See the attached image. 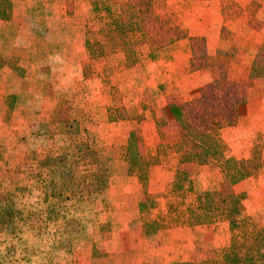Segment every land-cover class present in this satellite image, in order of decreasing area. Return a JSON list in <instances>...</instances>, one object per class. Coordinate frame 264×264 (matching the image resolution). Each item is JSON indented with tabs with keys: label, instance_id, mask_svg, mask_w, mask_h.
Returning a JSON list of instances; mask_svg holds the SVG:
<instances>
[{
	"label": "crops",
	"instance_id": "obj_1",
	"mask_svg": "<svg viewBox=\"0 0 264 264\" xmlns=\"http://www.w3.org/2000/svg\"><path fill=\"white\" fill-rule=\"evenodd\" d=\"M98 5L0 0V169L7 146L58 137L55 128L64 139L90 141L101 169L98 200L108 209L80 215L86 256L76 264H202L205 251L227 247L232 236L252 227L264 228V0H157L154 13L185 29L187 37L164 48L139 45L132 61L120 63L121 53L90 56L108 42ZM193 38L205 42L206 65L199 70L191 68ZM231 83L243 99L240 120L220 131L215 164L173 154L150 169L144 191L120 158L121 146L134 134L139 154L155 156L160 146L178 143L180 127L170 107L210 93L223 100ZM244 161L257 164L246 178ZM177 165L192 174L193 192L170 213ZM215 191L237 198L234 219L191 224L190 210L206 215ZM259 254L253 251L255 258ZM60 255L55 261L65 264L62 249ZM29 260L23 264H33Z\"/></svg>",
	"mask_w": 264,
	"mask_h": 264
},
{
	"label": "trees",
	"instance_id": "obj_2",
	"mask_svg": "<svg viewBox=\"0 0 264 264\" xmlns=\"http://www.w3.org/2000/svg\"><path fill=\"white\" fill-rule=\"evenodd\" d=\"M95 13L105 32L108 42L90 51V56H108L116 63L132 61L137 46L147 44L158 48L167 47L187 37L185 29L167 25L154 13L157 0H126L123 3H112L109 0H98ZM132 41L128 42L127 39ZM193 58L192 70L204 68L205 42L200 38L191 39ZM243 102L236 84L229 85L225 99L217 100L213 93L202 95L178 105H172L170 111L180 127V140L170 146H160L155 156L140 155L137 150V139L134 134L125 145L121 146L120 158L128 163L129 174L136 176L144 191L148 189L150 169L161 165L171 155L195 156L200 165H213L214 149L220 142V131L236 125L239 120L237 107ZM254 161L242 162V177H249L256 170ZM174 182L168 191V211L174 213L183 206V200L193 192L192 174L175 168ZM178 199L176 202L172 200ZM235 196L215 191L207 199L208 213L198 216L190 210L191 224H212L221 221H232L235 217ZM11 215L10 212L8 213ZM8 221L3 217L0 223ZM260 252L259 257L253 251ZM95 254H100L96 252ZM264 259V228L252 227L230 238V243L222 249H211L203 253L202 264H256Z\"/></svg>",
	"mask_w": 264,
	"mask_h": 264
},
{
	"label": "rangeland",
	"instance_id": "obj_3",
	"mask_svg": "<svg viewBox=\"0 0 264 264\" xmlns=\"http://www.w3.org/2000/svg\"><path fill=\"white\" fill-rule=\"evenodd\" d=\"M23 130L26 133L27 128ZM53 131L58 137L30 142L24 138L21 144L7 146L10 151L5 154L4 169H0V219H8L0 223V258L4 264L18 259L23 264L30 261L29 256L33 264H47V257L48 264H53L60 259L61 249L65 264L82 261L85 237L79 217L87 210L108 209L98 200L101 169L92 154L95 147L87 140L64 139L57 128Z\"/></svg>",
	"mask_w": 264,
	"mask_h": 264
}]
</instances>
